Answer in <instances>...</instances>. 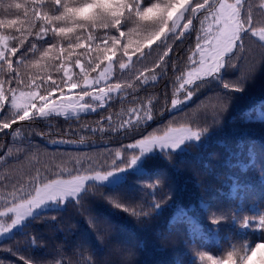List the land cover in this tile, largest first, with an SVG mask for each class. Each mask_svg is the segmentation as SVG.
<instances>
[{
    "label": "snow or ice",
    "instance_id": "snow-or-ice-1",
    "mask_svg": "<svg viewBox=\"0 0 264 264\" xmlns=\"http://www.w3.org/2000/svg\"><path fill=\"white\" fill-rule=\"evenodd\" d=\"M3 7L5 12L14 9L17 13L14 19H0V133L8 135L5 130L12 129L13 137L19 135V128L13 129L18 122L36 124L56 117L79 121L81 114L96 113L109 106L113 93H122L125 88L138 92L169 74L175 76L179 86L170 108L165 107L159 115L176 109L201 87L218 80L226 90L242 91V87L221 79V73L237 68L240 53L245 50L243 41L249 34L264 42V27L258 28L254 22V12L264 11V0L258 3L255 0L253 3L248 0H14ZM260 23L264 24V17ZM185 41L187 46L182 47ZM176 49H180V56H174ZM37 52L41 53L39 57ZM154 53L155 59H151ZM150 60L151 65L147 63ZM137 64L143 67L137 68ZM117 66L121 74L134 77L135 83H113ZM52 67L62 72L59 83L48 73ZM73 67L79 71L74 73ZM179 93L183 94V101L176 98ZM164 98L167 100V96ZM138 111L134 109L132 114ZM104 119L101 117L98 123ZM141 119L145 124L155 119L151 106L143 108V116L135 124L128 120L120 129L111 127V116L107 117L109 129L85 126L91 133L110 130L124 137L132 136L134 142L106 150L102 160L71 154L53 156L43 164L37 161L39 166L33 165L19 177H0V187L6 190L0 197L4 201L0 210V237L18 225L23 227L29 220L40 221L45 213L68 204L79 212L97 196L107 202L110 197L101 189L110 177L119 181V173L126 172L156 149L171 161L172 153L186 140H199L206 130L184 125L173 127L177 120L174 117L162 130L143 134L145 124H141ZM137 133L140 138H136ZM37 134L42 138L49 135ZM50 142L75 143L70 139ZM79 142H84L83 137ZM37 152L40 149L32 151L30 145L15 153L9 149L6 155L13 159L6 163L11 171H18ZM163 182V177L156 176L153 187ZM167 199L162 198L154 209L162 210ZM226 219L213 214L209 223L218 225ZM241 226L264 233V212L243 217ZM199 259L202 264L205 261L207 264H264V239L251 246L234 245L220 257L200 253Z\"/></svg>",
    "mask_w": 264,
    "mask_h": 264
},
{
    "label": "trees",
    "instance_id": "trees-1",
    "mask_svg": "<svg viewBox=\"0 0 264 264\" xmlns=\"http://www.w3.org/2000/svg\"><path fill=\"white\" fill-rule=\"evenodd\" d=\"M10 2L14 0H0V19L17 17L14 9L4 11L3 6ZM254 15L256 26L264 27L260 23L264 11L256 10ZM243 43L245 50L240 53L237 68L221 73V79L242 87V91L226 90L218 80L201 87L180 109L163 111V115H159L165 107L170 108L179 86L175 76L169 74L138 92L125 88L113 96L109 106L96 113L82 114L79 121L56 117L36 124L18 122L13 129L19 128V135L13 137L12 129L5 130L8 135L0 133V157H3L0 177L16 178L30 171L33 165L39 166L37 161L43 164L53 156L71 154L102 160L107 155L106 150L134 142L131 135L124 137L110 130L91 133L85 127L109 129V116L111 127L120 129L128 120L135 124L137 118L143 116V108L151 106L155 119L146 124L141 119V124H145L143 134L158 128L162 130L174 117L177 120L173 127L206 129L198 143H187L183 151L173 152L171 161L165 158L164 152L148 155L140 163L141 172H126L120 183L103 185L101 191L110 197L107 202L97 196L79 212L68 204L45 213L40 221H27L0 241V264H25V261L29 264H84L85 261L89 264L94 261L103 264H202L200 253L220 257L234 245L237 248L244 244L251 246L264 239V233L241 226L243 217L264 212V42L249 34ZM186 46L187 41L182 47ZM40 55L36 53L37 57ZM180 55V49H176L174 56ZM155 56L154 53L151 59ZM147 63L151 65V60ZM136 67L143 66L137 64ZM72 70L79 71L74 67ZM48 73L60 82L62 72L52 67ZM116 76L112 77L113 83H135L134 77L121 74L118 66ZM176 98L184 99L182 93L176 94ZM134 109L140 111L133 115ZM101 117L105 119L98 123ZM39 132L49 135L42 138ZM81 137L83 143L79 142ZM136 138H140L139 133ZM56 139H70L75 143L56 145L50 142ZM29 145L32 151L39 148L40 152L31 162L26 160L18 171H11L6 161L13 157L6 155L8 150L15 153ZM156 176L163 177V185L153 187ZM5 191L0 187V197ZM166 197L164 208L155 210L154 205ZM3 207L4 201L0 199V210ZM213 214L227 219L213 225L209 223Z\"/></svg>",
    "mask_w": 264,
    "mask_h": 264
},
{
    "label": "rangeland",
    "instance_id": "rangeland-1",
    "mask_svg": "<svg viewBox=\"0 0 264 264\" xmlns=\"http://www.w3.org/2000/svg\"><path fill=\"white\" fill-rule=\"evenodd\" d=\"M256 38L258 39V37H256ZM116 94H117V93H113V96L116 95ZM86 99H88V98H86ZM186 102H188V100L185 101V102H183V103H181L180 105H178L176 109H172V110L175 111V110L180 109V108L184 105V103H186ZM81 115H82V114H81ZM187 143H198V140H194V139L186 140V141L180 146V148L176 149L174 152H181V151H183V149H184V145L187 144ZM161 152H163V151H161L160 149H156V150H154L152 153L146 154L144 157H146V156H148V155L159 154V153H161ZM144 157H142L140 160H138L137 163H136L132 168L128 169L126 172H130V171H131V172H141L142 170L140 169V163H141V161H142V159H143ZM126 172H124V173H119V174H118V175L121 177V179H120L119 181H116L114 177H110L108 181L104 182V185H106V186H114V185L120 183V182L123 180L124 175L126 174ZM20 227H21V226L18 225V226H16L14 229H12L9 233H7V234H5L4 236L0 237V241L3 240V239H5L6 237L10 236L14 231L19 230Z\"/></svg>",
    "mask_w": 264,
    "mask_h": 264
}]
</instances>
